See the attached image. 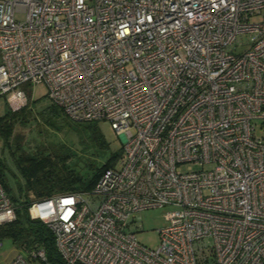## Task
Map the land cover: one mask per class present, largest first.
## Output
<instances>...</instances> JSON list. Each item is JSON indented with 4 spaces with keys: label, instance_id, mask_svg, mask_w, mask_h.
<instances>
[{
    "label": "built area",
    "instance_id": "2783aa9c",
    "mask_svg": "<svg viewBox=\"0 0 264 264\" xmlns=\"http://www.w3.org/2000/svg\"><path fill=\"white\" fill-rule=\"evenodd\" d=\"M39 83L123 144L90 191L30 202L62 264H264V0H0V98ZM151 208L155 248L136 237ZM15 218L0 182V225Z\"/></svg>",
    "mask_w": 264,
    "mask_h": 264
},
{
    "label": "trees",
    "instance_id": "16d2710c",
    "mask_svg": "<svg viewBox=\"0 0 264 264\" xmlns=\"http://www.w3.org/2000/svg\"><path fill=\"white\" fill-rule=\"evenodd\" d=\"M31 88H27V103L19 108L10 109L6 107L3 114L0 115V138L2 143L10 151L13 162L18 174L23 179V183L17 187L18 194L12 192L7 175L8 167L0 157V182L10 195L16 208V218L14 221L0 225V240L7 238L17 246H24L27 249L41 247L46 254L48 264H62L61 258L57 252L53 235L50 229L40 220L32 219L28 213V207L31 199L28 193L32 194L34 199L48 197L57 193L88 192L90 191L102 171L113 166L122 154V148L112 152L107 160L100 165L88 162L87 167L70 164V159L75 154L69 150L59 152L54 150L46 151L38 147L34 153H24L20 145L11 148L10 140L13 136V129L16 123L25 124L32 115L35 101L30 97ZM66 114L62 108L51 103L39 111L42 118ZM72 127L79 128L87 134V142L101 150L108 148V142L101 134L97 121L77 122L68 118ZM82 158L77 155V160ZM88 168V169H87ZM16 182L18 176L11 172ZM44 264V263H43ZM82 264V263H75Z\"/></svg>",
    "mask_w": 264,
    "mask_h": 264
},
{
    "label": "rangeland",
    "instance_id": "374dc122",
    "mask_svg": "<svg viewBox=\"0 0 264 264\" xmlns=\"http://www.w3.org/2000/svg\"><path fill=\"white\" fill-rule=\"evenodd\" d=\"M17 19H23V14H17ZM262 17L252 16V21H259ZM246 40L245 44H238L237 50L242 51L247 46V42L251 40L252 35H242L241 39ZM31 100L35 101V106L32 110V115L28 119L27 123L19 124L16 123L13 129V136L10 140L11 148H15L18 144L24 153H34L38 147L44 148L46 151L54 150L59 152H65L69 150L75 154L70 159V164L76 165V162L80 166L87 167L88 162L94 164H102L108 158L112 152H116L122 148L121 138L117 135L115 130L111 127L107 120L97 121V126L108 142V148L101 150L95 146H92L87 142V134L82 129L72 127L63 114L50 117V121H47L46 117L41 119L39 111L45 106L50 105L52 102L47 96V88L44 83L35 85L30 91ZM11 107L6 99L0 98V115L4 113L6 107ZM82 156L77 160V155ZM0 157L8 167L7 175L9 178V184L12 188L13 194L17 195V187L23 183V179L18 174L16 166L13 162L10 151L5 147L0 138ZM88 169V168H87ZM183 171L194 169L193 166H182ZM14 172L18 176V182L14 180L11 175ZM31 201L34 199L33 195L28 193ZM136 218L141 230L136 232L137 240L150 248H155L158 244V232L157 229L164 225L161 208H151L143 210L136 214ZM2 246L0 249V264H9L11 259L17 253V247L11 242L10 239L4 238L1 240Z\"/></svg>",
    "mask_w": 264,
    "mask_h": 264
}]
</instances>
